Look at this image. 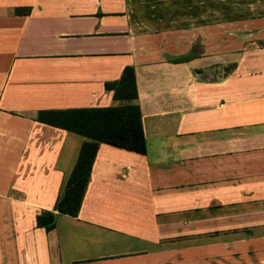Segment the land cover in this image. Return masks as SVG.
Segmentation results:
<instances>
[{
  "label": "crops",
  "instance_id": "0c3cea01",
  "mask_svg": "<svg viewBox=\"0 0 264 264\" xmlns=\"http://www.w3.org/2000/svg\"><path fill=\"white\" fill-rule=\"evenodd\" d=\"M126 66L146 152L100 143L59 213L86 137L37 113ZM0 264H264V0H0Z\"/></svg>",
  "mask_w": 264,
  "mask_h": 264
},
{
  "label": "trees",
  "instance_id": "16d2710c",
  "mask_svg": "<svg viewBox=\"0 0 264 264\" xmlns=\"http://www.w3.org/2000/svg\"><path fill=\"white\" fill-rule=\"evenodd\" d=\"M105 88L113 91L114 99L124 103L110 107L43 110L37 113V121L86 137L63 192L55 202L53 210L59 213L78 215L100 143L142 154L146 152L141 114L136 102L134 67L126 66L121 77L106 82ZM53 210H43L38 214L37 226L47 231L54 228Z\"/></svg>",
  "mask_w": 264,
  "mask_h": 264
}]
</instances>
